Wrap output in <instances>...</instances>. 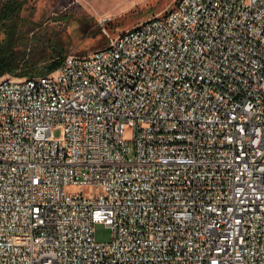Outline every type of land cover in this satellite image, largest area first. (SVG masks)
<instances>
[{
  "label": "built area",
  "instance_id": "2783aa9c",
  "mask_svg": "<svg viewBox=\"0 0 264 264\" xmlns=\"http://www.w3.org/2000/svg\"><path fill=\"white\" fill-rule=\"evenodd\" d=\"M138 23L0 77V264H264V0Z\"/></svg>",
  "mask_w": 264,
  "mask_h": 264
},
{
  "label": "rangeland",
  "instance_id": "374dc122",
  "mask_svg": "<svg viewBox=\"0 0 264 264\" xmlns=\"http://www.w3.org/2000/svg\"><path fill=\"white\" fill-rule=\"evenodd\" d=\"M4 1V0H0ZM174 0H28L22 12L38 26L29 35H38L42 47L63 42L67 55H83L103 47L109 36L164 10ZM36 45V44H35ZM56 136L60 130H56ZM131 133L128 131L126 137ZM80 186H69V191ZM111 227L97 223L94 238L98 243L112 239Z\"/></svg>",
  "mask_w": 264,
  "mask_h": 264
},
{
  "label": "trees",
  "instance_id": "16d2710c",
  "mask_svg": "<svg viewBox=\"0 0 264 264\" xmlns=\"http://www.w3.org/2000/svg\"><path fill=\"white\" fill-rule=\"evenodd\" d=\"M27 3L28 0L0 1V77L47 74L67 56L63 42L42 47L38 35L29 36L38 25L23 16Z\"/></svg>",
  "mask_w": 264,
  "mask_h": 264
},
{
  "label": "bare ground",
  "instance_id": "6f19581e",
  "mask_svg": "<svg viewBox=\"0 0 264 264\" xmlns=\"http://www.w3.org/2000/svg\"><path fill=\"white\" fill-rule=\"evenodd\" d=\"M173 10H165V18H172ZM142 31V23H136L133 26V33H140ZM33 82V76H22V83H31ZM14 83H21V76H14ZM4 85V78H0V89Z\"/></svg>",
  "mask_w": 264,
  "mask_h": 264
}]
</instances>
